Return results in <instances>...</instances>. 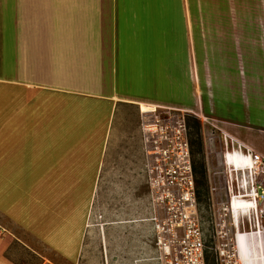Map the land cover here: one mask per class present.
<instances>
[{
  "label": "crops",
  "instance_id": "crops-1",
  "mask_svg": "<svg viewBox=\"0 0 264 264\" xmlns=\"http://www.w3.org/2000/svg\"><path fill=\"white\" fill-rule=\"evenodd\" d=\"M240 4L0 0V226L67 262L110 229L124 262L132 217L150 216L138 106L218 122L264 158L237 120L242 33L212 27L240 21L228 13Z\"/></svg>",
  "mask_w": 264,
  "mask_h": 264
},
{
  "label": "built area",
  "instance_id": "built-area-1",
  "mask_svg": "<svg viewBox=\"0 0 264 264\" xmlns=\"http://www.w3.org/2000/svg\"><path fill=\"white\" fill-rule=\"evenodd\" d=\"M139 107V129L145 155L150 216L144 242L156 264H264V158L223 134L218 173L208 167L207 150L215 139L204 138L206 172L219 175L218 190L209 187L202 216L186 124L187 112L165 105ZM246 160H249V164ZM235 206V209H234ZM7 231L0 226V236ZM246 240L247 255L239 250Z\"/></svg>",
  "mask_w": 264,
  "mask_h": 264
},
{
  "label": "rangeland",
  "instance_id": "rangeland-1",
  "mask_svg": "<svg viewBox=\"0 0 264 264\" xmlns=\"http://www.w3.org/2000/svg\"><path fill=\"white\" fill-rule=\"evenodd\" d=\"M228 13L237 14L236 18H240V21L213 24L212 27L242 33V38L234 40L237 45H241L237 59L242 58L243 93L245 95L242 107L240 108L237 105L236 108L237 120L244 121V123L247 121V124L254 129L255 149L264 155V0H241V4L236 8L233 7ZM251 85H253V91H251ZM142 108H145V106L143 105ZM186 121L187 126L189 125L188 132L191 134L194 132L193 123L198 121L200 124L201 145L199 147L196 143H192L190 149L193 153L199 149L200 153H197L195 158L204 164L208 195L205 202H199V207L202 216L205 217L206 213L204 210L207 211L209 205V187L212 184L218 190L214 195V200L216 201L219 200L218 194L222 183L218 178V174L211 177V184L207 178L206 153L203 139L208 138V136H212L215 139L211 149L207 150L209 153L207 165L212 172L218 173L216 160L220 151L223 150V135L217 125L220 124L218 122L214 123L210 120L200 119L188 112ZM245 130L243 128L244 132H250ZM193 139L194 137H191V140ZM143 220L144 218L140 216L132 217L131 246L129 257L125 258L124 262L115 258V249L107 243L108 233H111L110 229L104 232L100 230V232L96 233L95 231H89L90 235L84 242L80 259L67 262L54 253L48 252L31 242L24 235L18 240L14 239L10 232L4 228L7 233L0 236V258L9 264H156L153 261H148L152 258L151 255L149 256L147 253V256H142L139 251L140 240L142 242V237L147 235V225H144ZM103 239H105V242ZM209 257L208 264H213L210 255Z\"/></svg>",
  "mask_w": 264,
  "mask_h": 264
},
{
  "label": "trees",
  "instance_id": "trees-1",
  "mask_svg": "<svg viewBox=\"0 0 264 264\" xmlns=\"http://www.w3.org/2000/svg\"><path fill=\"white\" fill-rule=\"evenodd\" d=\"M186 124H187V121H186ZM193 128H194V132L192 134L188 132L190 146L192 143H196L200 147L201 135H200V124L198 121L197 122L195 121L193 123ZM191 137H194V139L191 140ZM197 153L198 154L200 153L199 149L196 150L194 153L191 152V156H192L193 171L195 174L196 197H197V201L201 203V202L206 201L208 192H207L206 182H205L204 164L199 159L195 158V155Z\"/></svg>",
  "mask_w": 264,
  "mask_h": 264
},
{
  "label": "bare ground",
  "instance_id": "bare-ground-1",
  "mask_svg": "<svg viewBox=\"0 0 264 264\" xmlns=\"http://www.w3.org/2000/svg\"><path fill=\"white\" fill-rule=\"evenodd\" d=\"M143 110H145L146 108H142ZM249 150V149H248ZM235 209V206H234ZM239 250L242 254L247 255L249 253V249L248 246L246 244V240L241 238V240L239 241Z\"/></svg>",
  "mask_w": 264,
  "mask_h": 264
},
{
  "label": "flooded vegetation",
  "instance_id": "flooded-vegetation-1",
  "mask_svg": "<svg viewBox=\"0 0 264 264\" xmlns=\"http://www.w3.org/2000/svg\"><path fill=\"white\" fill-rule=\"evenodd\" d=\"M247 162H248V164H249V160H246Z\"/></svg>",
  "mask_w": 264,
  "mask_h": 264
}]
</instances>
